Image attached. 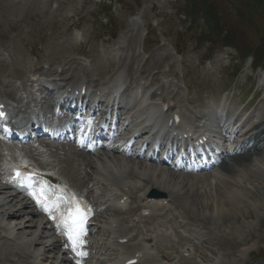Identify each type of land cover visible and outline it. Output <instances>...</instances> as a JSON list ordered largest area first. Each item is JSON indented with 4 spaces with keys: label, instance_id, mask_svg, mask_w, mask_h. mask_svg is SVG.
<instances>
[{
    "label": "rangeland",
    "instance_id": "374dc122",
    "mask_svg": "<svg viewBox=\"0 0 264 264\" xmlns=\"http://www.w3.org/2000/svg\"><path fill=\"white\" fill-rule=\"evenodd\" d=\"M105 1L109 0H0V87H21L29 83L31 74L59 77L57 72L64 68L74 72L77 77L72 79L74 82L80 77L104 82L121 74L131 82L132 93L144 85L146 91L154 94L156 102L162 99L172 100V105L179 102L177 108L184 115L201 117L215 112L221 91L239 72L237 88L243 92H232L227 99L229 103L234 101L243 112L248 127L264 123V72L252 76V58L241 64L236 62L239 55L234 49L221 47L237 46L248 39L264 52V0H112V17L105 12ZM204 11L209 13V23L214 20L223 25L222 31L216 32L213 44L202 43V33L209 34L206 18L200 16ZM101 14L112 18L113 25L108 24L104 32L97 29ZM194 22L199 27L194 28ZM191 27L196 29L194 38L184 37ZM147 29L154 32L151 37L146 36ZM178 42L183 43V57L176 54L175 47L180 48ZM206 51L210 54L209 63H204ZM254 94L257 96L248 108ZM19 95L23 94L4 96ZM187 102L194 103L197 114ZM15 158L31 165L35 164L34 160L40 164L31 156L16 155ZM259 166L253 171L243 168L238 172L249 180L242 179L244 185L235 188L234 201L228 198L232 203L227 206L226 200L224 204L234 217L223 219L215 214L208 225L204 223L207 219L203 222L198 217L201 221H186L180 217L184 213L179 203L172 207L171 218L173 214L179 216L176 221L179 225L188 224L209 240L207 248L199 242L185 241L179 246L167 243L156 246L176 259L172 264H214V261L216 264H264V164ZM79 169L83 171L84 166ZM230 176L233 175L222 171V177L207 180L221 184L222 179ZM57 177L65 183L70 181V178L64 179V174ZM199 179L204 177L191 179L195 191L204 185L198 183ZM82 183L80 179L78 184ZM221 185L223 195L228 196L229 184ZM224 199L217 195L216 189L211 191L209 200L214 206L223 204ZM140 226H146L145 220ZM183 251H190V256L183 257ZM199 251L210 255L212 262H206V255L200 257ZM59 256L58 252L50 253L52 259ZM152 258L144 264H164L159 256Z\"/></svg>",
    "mask_w": 264,
    "mask_h": 264
},
{
    "label": "bare ground",
    "instance_id": "6f19581e",
    "mask_svg": "<svg viewBox=\"0 0 264 264\" xmlns=\"http://www.w3.org/2000/svg\"><path fill=\"white\" fill-rule=\"evenodd\" d=\"M73 73L74 72L71 74V72L64 68L60 75L62 78V82L60 83H67V86L77 87L79 83L67 82V79L77 78ZM108 84L115 86L118 84V80H111ZM52 85H54L53 91L61 88L56 80L52 82ZM105 85L96 84L91 81L80 83L81 88L83 86L99 88ZM25 89L26 88H23V91ZM12 91L13 89H8L4 90V93L9 95ZM51 102L52 98L49 97L45 104L50 106ZM99 107L100 105L98 104L96 107L97 110ZM261 127L262 124L257 125L245 134L246 137L241 143L236 144L232 150L223 152L225 156L219 161V164L221 163V168L225 169H223L224 172L227 171L234 176H230L229 179L224 178L221 182V184H229L228 196L223 195L221 184L213 183L207 179H199L198 182L204 184L201 189H205V191L201 189L195 191L196 188H194L195 186L192 185L193 182L190 180L195 177L178 175L169 167L170 171L166 172L164 168H161L153 161L133 158L131 156L126 157L125 152L119 151L118 149H114L110 154H108L107 151H103V153L94 156L95 160H93L90 155H86L77 148L66 144H61L60 146L57 144L43 145V147L46 146L47 148L45 152H41L36 148L40 147L41 144L34 145L33 149H37L38 151L32 152L36 153L34 154L35 158L39 161L42 160H40V156L44 155L46 157L43 159L45 163L42 164L50 172L51 177L56 173V169H58L59 173L57 174H64V179L70 178V181L66 183L68 187H74L79 191L83 188H88L90 181H96L103 187L105 192H108V187L103 185V178L106 179V177H110L112 185L117 187L121 194H123L120 203H122L125 196L131 195V199H133L135 204L139 205V208L148 205L154 211V214L149 217L150 219L162 217L163 214L158 212H161L163 204L169 201L173 205L179 203L180 206H178L182 209V213H184L183 217H186L189 221H201V219H204V222L207 219V222L204 223L209 225V223L213 221L212 218L215 214L217 218L223 219L230 216L234 217L232 212L224 208L226 207L224 204H226V200L229 202L227 206L232 203H230L228 198L234 201V197L237 196L235 188H241L242 184L244 185V180L242 179L249 180L247 177L244 178L242 173L239 175L238 172H242L243 168H245V171H253L260 163L261 166L264 164V157L260 156L261 152L264 150V128L261 129ZM237 135L238 133L234 134V136ZM224 137H226V135H224ZM5 147L4 142L0 140V156H2V151H5ZM19 151L20 149L16 148L12 155L15 156ZM67 152L69 155H67ZM258 157L262 158L259 160ZM80 166H84V169H82L83 171L79 169ZM52 167H54V169H52ZM14 168L19 167L11 165L5 171L3 170L4 173L2 178L0 175V264H48L49 262V264H72L73 260L70 258V252H61L62 247H64V242L61 239L51 241L49 238V224L44 222L42 225L38 226L37 223L34 222V217L39 215V211L30 206L29 203H24L23 201L25 198L22 199V194L10 185L9 171H12ZM22 169L24 172L29 171L27 167H23ZM165 173H169L168 176ZM219 175H221V173H219ZM80 176H82V178ZM211 176L215 177L213 174ZM80 179L83 182L82 184H78ZM135 179L140 181L141 185H138ZM154 189H157L163 196L151 197L152 190ZM214 189H216L217 195H221L222 198H225L223 204L217 203V205L214 206L210 203L209 197L211 191ZM14 193H16V196H13ZM101 202H103V205L106 204L105 201L101 200ZM110 208H112L111 204H107L106 209L110 211ZM145 209H147V207H145ZM107 210L102 212V220L99 221V223H101L100 231H103V237H107L105 233L109 231L110 233L114 232L120 234L121 237H118L119 239H126L130 231L135 232V230H137L138 234L134 237H130L127 244L129 245L136 241V243L131 245L135 248L134 251L141 245L150 244L154 241L152 238L143 235V229L140 228L139 225H134L131 228V224L135 223L133 217L119 219L107 213ZM191 210H193V212H191ZM215 210L217 213H215ZM155 211L158 214H156ZM121 212V207L115 208V213L119 214ZM186 212L191 217L188 216ZM26 215L30 217L28 220H25ZM171 221L174 222V218ZM12 225H14L13 228L11 227ZM114 225H116L115 228ZM32 228H35V230L33 231ZM201 238L204 239L205 235ZM163 239L168 240L169 238L163 237ZM206 241H208V239ZM207 247L208 243H205L204 248ZM52 252H59L60 256L53 257L52 259L50 257V253ZM136 253L137 252H133V254ZM199 254L200 257L206 255V262H212L210 255L205 254L203 251H199ZM84 258L85 257L80 260ZM132 258H134V256H132ZM213 263L216 264V261ZM217 264H219V262Z\"/></svg>",
    "mask_w": 264,
    "mask_h": 264
},
{
    "label": "snow or ice",
    "instance_id": "6c2138e0",
    "mask_svg": "<svg viewBox=\"0 0 264 264\" xmlns=\"http://www.w3.org/2000/svg\"><path fill=\"white\" fill-rule=\"evenodd\" d=\"M20 173H17L19 176ZM45 195L43 188L40 189V196L38 197L36 193H33V198L36 199L37 203H41V198ZM44 210L47 212L49 211V206L47 204L44 205ZM51 214V213H50ZM73 216L77 217L78 219H73ZM86 218L84 213H81L79 209H77L76 213H68V220H64V227L66 229V236L70 244L72 245V250L74 252L77 251V246L80 244V236L83 234V222ZM71 221V223H69ZM79 255L83 256L85 253L79 252Z\"/></svg>",
    "mask_w": 264,
    "mask_h": 264
},
{
    "label": "trees",
    "instance_id": "16d2710c",
    "mask_svg": "<svg viewBox=\"0 0 264 264\" xmlns=\"http://www.w3.org/2000/svg\"><path fill=\"white\" fill-rule=\"evenodd\" d=\"M206 6H207V5H206ZM206 6H205V7H206ZM209 10H212V7L209 8ZM201 15H202V16H203V15H206V16H207V15H209V13H207V12L204 11ZM215 22L218 24L217 21H215ZM210 30H211V29H210ZM255 59H257V56H255Z\"/></svg>",
    "mask_w": 264,
    "mask_h": 264
}]
</instances>
